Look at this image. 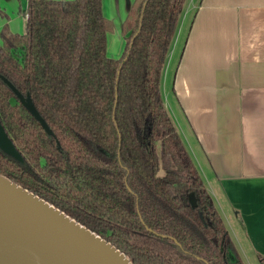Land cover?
I'll return each instance as SVG.
<instances>
[{"label": "trees", "instance_id": "trees-1", "mask_svg": "<svg viewBox=\"0 0 264 264\" xmlns=\"http://www.w3.org/2000/svg\"><path fill=\"white\" fill-rule=\"evenodd\" d=\"M187 3L132 0L117 58L106 53L113 24L102 0L18 5L25 30L1 26L0 122L20 157L0 147V174L133 264H244L162 95ZM7 81L30 95L51 133Z\"/></svg>", "mask_w": 264, "mask_h": 264}, {"label": "crops", "instance_id": "crops-1", "mask_svg": "<svg viewBox=\"0 0 264 264\" xmlns=\"http://www.w3.org/2000/svg\"><path fill=\"white\" fill-rule=\"evenodd\" d=\"M5 1L0 41L4 21L13 32L26 25L24 11L15 16ZM181 19L164 102L244 264H264V0H188ZM122 23L112 22L117 45L106 34L113 58L125 46Z\"/></svg>", "mask_w": 264, "mask_h": 264}, {"label": "water", "instance_id": "water-1", "mask_svg": "<svg viewBox=\"0 0 264 264\" xmlns=\"http://www.w3.org/2000/svg\"><path fill=\"white\" fill-rule=\"evenodd\" d=\"M7 82L51 133L30 95H24ZM0 147L20 157L1 122ZM0 264L133 263L125 252L89 226L0 174Z\"/></svg>", "mask_w": 264, "mask_h": 264}, {"label": "rangeland", "instance_id": "rangeland-1", "mask_svg": "<svg viewBox=\"0 0 264 264\" xmlns=\"http://www.w3.org/2000/svg\"><path fill=\"white\" fill-rule=\"evenodd\" d=\"M2 3L4 5H6V1ZM20 0H12V3L7 4L10 5L7 6L9 8V12L14 13V15L16 16L17 14H21L22 10L20 11H16L18 9V4H19ZM107 4H108V9H110L112 11V17L110 19H113L115 22L117 21H121L122 18H124V16L126 15V12L129 10L130 6L132 5V0H119L118 2L116 0H107ZM12 6V7H11ZM21 6V5H20ZM14 7V8H13ZM119 8V9H118ZM21 9H23V7L21 6ZM108 18V17H107ZM109 19V18H108ZM113 20H111L113 22ZM114 25V24H113ZM108 33V37L111 38V44L113 45V42L115 40V45L118 44V34H119V30L114 27H112V29L110 31L107 32ZM163 92V91H162ZM163 95H165V90L163 92ZM240 254V253H239ZM241 256V255H240ZM243 258L245 257L242 253ZM242 258V257H241ZM242 258V260H243ZM245 260V259H244ZM243 260V261H244ZM246 262V261H245ZM244 262V263H245ZM251 262L253 263L252 259ZM254 264V263H253Z\"/></svg>", "mask_w": 264, "mask_h": 264}]
</instances>
